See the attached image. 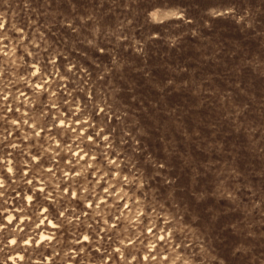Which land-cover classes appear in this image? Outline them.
<instances>
[{
	"label": "rangeland",
	"instance_id": "obj_1",
	"mask_svg": "<svg viewBox=\"0 0 264 264\" xmlns=\"http://www.w3.org/2000/svg\"><path fill=\"white\" fill-rule=\"evenodd\" d=\"M0 264H264V0H0Z\"/></svg>",
	"mask_w": 264,
	"mask_h": 264
},
{
	"label": "bare ground",
	"instance_id": "obj_2",
	"mask_svg": "<svg viewBox=\"0 0 264 264\" xmlns=\"http://www.w3.org/2000/svg\"><path fill=\"white\" fill-rule=\"evenodd\" d=\"M45 237H46V236H45ZM45 237H44V238H45ZM42 242H43V241H42Z\"/></svg>",
	"mask_w": 264,
	"mask_h": 264
}]
</instances>
